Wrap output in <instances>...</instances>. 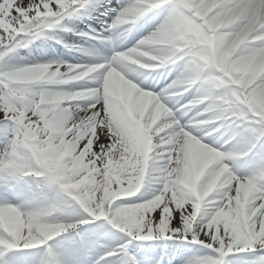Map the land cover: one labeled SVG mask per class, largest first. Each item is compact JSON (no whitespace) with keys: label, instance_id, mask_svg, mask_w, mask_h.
I'll use <instances>...</instances> for the list:
<instances>
[{"label":"snow or ice","instance_id":"snow-or-ice-1","mask_svg":"<svg viewBox=\"0 0 264 264\" xmlns=\"http://www.w3.org/2000/svg\"><path fill=\"white\" fill-rule=\"evenodd\" d=\"M137 241L264 264V0H0V264H165Z\"/></svg>","mask_w":264,"mask_h":264},{"label":"bare ground","instance_id":"bare-ground-1","mask_svg":"<svg viewBox=\"0 0 264 264\" xmlns=\"http://www.w3.org/2000/svg\"><path fill=\"white\" fill-rule=\"evenodd\" d=\"M122 2H124V0H111V7L112 8H117ZM108 19V23L111 24L114 19H115V13H110L109 14V17L107 18ZM92 25H102L104 26L103 24V20H99V21H96L94 22ZM80 27L83 28V23H80ZM149 27L147 28H143L141 29L139 32H133L131 34H129L125 39H124V45L126 46V44L131 41L132 39H134L136 36L140 35V33L145 29L146 31L149 30L148 29ZM103 30V28L101 29V31ZM152 29L150 28L149 31H151ZM149 33V32H148ZM148 33L146 35H148ZM106 35H109V33H105ZM65 36V38H68L70 40V42H76V41H80L82 38H78V37H74L72 38L71 35H69L68 33H64L63 34ZM138 38V37H137ZM142 38V37H140ZM139 39V38H138ZM85 47H92L90 45H88L87 43L84 44ZM99 47V46H98ZM22 56H24L26 59H31V57L28 55V52L27 50H25L24 52L21 53ZM82 54L80 53V55L78 54H74V55H69L67 54L66 57L68 58H79ZM85 60H87L88 58L85 57L84 58ZM136 68H139V65L136 66ZM175 69V66H169V67H166V68H162V69H157V70H154L152 71V75L149 76L147 78V80L145 81L146 84H150L153 86V90L156 89L157 86H159V84L161 82H165L166 80L169 79V77L171 75H176V71L174 70ZM142 71H147V69L145 70H141ZM134 75L136 76V80L134 82H137L139 83V81L141 79H143L142 75L140 72H137V73H134ZM157 79V83H153V81ZM171 82V81H170ZM143 86V85H141ZM188 117H184V120L187 121ZM143 191V190H142ZM133 199H136V198H133ZM111 239H113V236L111 235L110 237L109 236H105V237H102L101 238V241L102 240H105V241H110ZM53 243H56V242H53ZM182 245L181 244H177L173 247V255L176 256V258H178L179 256H181V253H182Z\"/></svg>","mask_w":264,"mask_h":264},{"label":"rangeland","instance_id":"rangeland-1","mask_svg":"<svg viewBox=\"0 0 264 264\" xmlns=\"http://www.w3.org/2000/svg\"><path fill=\"white\" fill-rule=\"evenodd\" d=\"M150 30V27L148 28ZM149 30H143L140 35L136 36L131 42L130 44L127 46V47H132L135 42L138 40V38L140 39V37H143L145 36ZM138 37V38H137ZM67 51L69 54H76L75 52H69L67 49L65 50ZM59 55V53H58ZM61 59H65L66 57H64L62 55V57H60ZM176 75H171L169 77L168 80H166L165 82H161L159 84V86L156 87L155 90H158L162 87H164L166 85V83H169L171 80H173L175 78ZM153 83H157V79H155L153 81ZM154 90V91H155ZM147 187H151V186H147ZM127 199H133V198H127ZM112 236H113V239H111L110 241H105V240H102L100 241V243L104 246V248H117L119 246V244L123 243L124 242V239H126L124 237V234L123 233H120L116 230H112ZM53 242H56V241H53ZM154 244H160V248L158 249L159 252L163 255L164 257V260H165V264H167V261L168 260H173L175 257L173 255V247L177 244H180L179 241H168L167 242V245H165L163 242H156V241H152V242H135L134 244V247L136 248V250H139V246L140 245H145V246H149V245H154ZM199 248V246H193V251L191 253H189L188 255L191 256V255H195L196 254V250ZM171 250V255L169 256L168 253L169 251ZM207 250H204V253H206ZM133 255H136V252L134 251L132 253ZM203 254V253H202ZM181 258V256H179ZM240 257H244L246 260H254L255 259V256L253 254H244V253H241V254H235V256L233 257H230V259L233 260V264H242V261L240 260ZM178 258V261L175 262L174 264H183V261Z\"/></svg>","mask_w":264,"mask_h":264}]
</instances>
